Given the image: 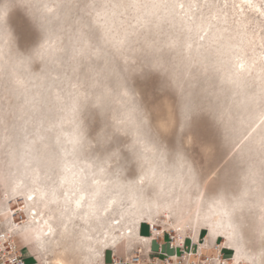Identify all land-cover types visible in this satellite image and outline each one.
Returning a JSON list of instances; mask_svg holds the SVG:
<instances>
[{
    "label": "rangeland",
    "instance_id": "rangeland-1",
    "mask_svg": "<svg viewBox=\"0 0 264 264\" xmlns=\"http://www.w3.org/2000/svg\"><path fill=\"white\" fill-rule=\"evenodd\" d=\"M84 2L0 0V8L6 7L0 13V206L19 177V189L35 195L26 202V214L36 212L43 228L56 230L45 240L47 263L36 243L24 244L13 235L26 261L40 264L36 256L43 264H51L52 257L65 264H106L112 254L131 251L128 235L115 239L106 232L129 226L134 214L143 215L135 224L143 237L148 217L168 230L174 225L179 238L190 237L196 227L197 239L221 241L232 260L234 251L212 232L216 219L227 225L229 211L234 240L247 255L239 262L259 264L264 17L245 0H141L149 6L143 11L150 22L137 27L138 35L120 52L105 43L94 23H77L84 17L91 21L89 11L74 8L66 16L61 7ZM213 2H227V27L223 16L212 19L216 9L188 8ZM252 4L259 7L264 0ZM114 13L121 34L137 24L122 8ZM81 31L93 54L73 60L72 37ZM56 37L66 49L58 61L35 55L46 39ZM5 88L12 93L7 100ZM40 95L37 107L26 103ZM142 176L147 178L141 186ZM81 181L101 205L109 200V211L99 220L80 219L71 214V199L65 202L64 193L71 194ZM16 215V221L25 218L23 211ZM112 218L119 223L111 225ZM85 228L91 240L82 235ZM132 240L147 243L133 235Z\"/></svg>",
    "mask_w": 264,
    "mask_h": 264
},
{
    "label": "snow or ice",
    "instance_id": "snow-or-ice-1",
    "mask_svg": "<svg viewBox=\"0 0 264 264\" xmlns=\"http://www.w3.org/2000/svg\"><path fill=\"white\" fill-rule=\"evenodd\" d=\"M245 3L248 5L249 8L253 9L255 12H258L260 16L264 17V4L257 7L252 4V0H245ZM28 6L31 7L33 5L29 4ZM37 7H41V5H37ZM61 7L65 9L66 16L74 8H82L89 11V15L91 16V21H89L87 17H84L81 20L77 21V23L82 26L86 25L88 27H91V24L94 23L96 26H98L99 29L103 31V39L105 43L117 49L120 52H123L129 46L133 35H138L137 27L143 28L150 22L149 20L150 13L143 11L149 6L147 4L142 3L141 0H127V2L123 4H113L111 2L100 3L99 0H85L83 4H64L61 5ZM152 7H158V5L153 4ZM179 7L181 10H183L185 8V5L181 3ZM193 7L197 9L206 8L209 10L210 13L212 9H216L215 14L212 16V19H219L221 16H223L224 25L225 27L228 26L229 20H228V13L226 11L228 8L227 2H225L223 5H220L218 2L205 3L203 5H198V4L188 5L189 10H191ZM233 7H235V5ZM43 8L47 12H52V9L49 8L48 5H43ZM117 8H122L125 10V12L131 13L132 19L137 20L136 25L130 24L128 27L122 28V34H121V29H118L117 27L114 26V14H115L114 10ZM4 11H6V7L0 8V13H3ZM93 12L94 15H91ZM44 19L46 20L47 18L45 17ZM231 23H237V21L233 20ZM83 35H84L83 31H81L79 36L72 37L71 55L73 60H76L78 57H84L93 54L91 45H89L86 42V40L83 38ZM59 42H60L59 37L46 39L45 42L36 51L35 55L41 58H45V57L50 59L54 58V62L58 61L59 58L57 54L66 51V49H63L59 46ZM262 47H264V45H262ZM143 48L147 52L153 51L150 45L148 47H145L143 44ZM259 67L261 69V79L264 80V59H261ZM17 83L21 85L23 84L22 81H17ZM5 92H6L5 99L7 100L12 93L7 88H5ZM124 96L125 97L127 96L126 92L124 93ZM42 102H43L42 95H40L39 97L33 96L31 100L26 101V103L31 104L34 108L40 105ZM262 144H264V141H262ZM146 178H147L146 176L141 177V186ZM82 193H88L89 195L85 196ZM97 195L98 194L96 192L92 191L91 186L84 181L74 184L73 189L71 190V194L69 192L64 193L66 204L69 202L71 198L78 196V199H75V207L77 212L74 214L78 215L80 219L86 222L92 218L99 220L101 218L100 213L102 208L104 213H107L109 211L108 207H105L104 205H101L99 203V200L97 199ZM27 199L30 201L35 200V195L33 193H29ZM241 204L242 202H238L237 204L233 205V209L240 207ZM32 215L36 216L37 213L33 212ZM226 215L228 218L226 227L230 230L226 234L232 236L233 234H236V231L232 226V213L228 211ZM261 219L262 222H264V216H262ZM117 223H119V221H117ZM135 224H136V220H133L132 223L128 226L129 243L127 247L131 248L132 250H134L136 247H140L141 251H143V245L139 241L134 242L132 240ZM20 228H24V225L21 224ZM8 229L9 231H13L14 226L11 225V223H9ZM55 231L56 230L51 225H48L47 232H44L43 229H40L39 233L36 235V239L39 240L47 236H54ZM217 231L218 230L214 227L213 235H215ZM15 233L20 234L18 229L15 230ZM121 237L123 238V234H121ZM259 242L261 245L260 247L261 259L259 264H264V229H262L260 232ZM113 244L114 247L117 248H119L120 246V244H116L115 241H113ZM13 248L15 249V245L13 246ZM241 251L242 249L239 246H237V253H240ZM7 259H11L12 264H16L14 254H7L5 260ZM131 264H136V260L132 259ZM215 264H223V262L221 260H217L215 261ZM233 264H235V262H233Z\"/></svg>",
    "mask_w": 264,
    "mask_h": 264
},
{
    "label": "built area",
    "instance_id": "built-area-1",
    "mask_svg": "<svg viewBox=\"0 0 264 264\" xmlns=\"http://www.w3.org/2000/svg\"><path fill=\"white\" fill-rule=\"evenodd\" d=\"M147 228L149 241L146 246L143 245V251L136 247L125 254H112L106 264H131L132 259L136 260V264H215L217 260L230 264L229 256L223 252L225 248L218 242L207 246L199 238L193 240L184 237L178 241L172 231L163 230L153 224H147ZM7 254H14L16 264H36L27 262L17 241L0 231V264H12L11 259L5 260Z\"/></svg>",
    "mask_w": 264,
    "mask_h": 264
},
{
    "label": "bare ground",
    "instance_id": "bare-ground-1",
    "mask_svg": "<svg viewBox=\"0 0 264 264\" xmlns=\"http://www.w3.org/2000/svg\"><path fill=\"white\" fill-rule=\"evenodd\" d=\"M20 186V178L19 177H15L13 179L12 184L10 185V194H6L4 197L5 200V204L3 206H0V226H2V228L0 229V231L4 234V235H8L11 236L13 239H15V237L13 235H15L21 242H23L24 244H31V243H36L38 245V248L40 249V253L42 255V258L44 259V254H45V246H46V241L48 238H52V236H47L45 238H41L39 240L36 239V235L39 233L40 229H43L44 232H47L48 228H43L40 225V220L39 218L36 216H33L31 212H29L26 214V202H28L29 204L31 202H33L34 200H28L27 196L29 193H32L31 191L28 190H20L19 189ZM28 191V192H26ZM83 194V193H82ZM84 195V194H83ZM10 198V199H9ZM75 199H78L77 197L71 198V214L75 215L74 213L77 212L76 207H75ZM22 201V203H20ZM70 201V200H69ZM105 207H109L110 205L108 204L109 200L107 199L105 201ZM11 203H14V205H11ZM18 211H23L25 212V218L22 219L21 221H16V214L18 213ZM101 212H103V208L101 209ZM105 215V214H104ZM106 216V215H105ZM143 216L142 214H134L133 220H139V218ZM71 217V216H70ZM68 217V220L72 221L70 218ZM143 218V217H142ZM140 218V220L142 219ZM20 219V218H19ZM117 218H112L109 222L111 225H116L117 223ZM144 220V219H143ZM147 221H150L151 223L149 224H153L156 225L157 227L163 229V230H168L165 229L167 228L166 225L162 226L160 225L159 222L155 221L154 219L148 217ZM137 222V221H136ZM216 224H215V228L218 230L216 232V234H220L222 237H224L225 242L224 245L229 246L233 251V257L232 260L231 258H229V262L230 264H233V262H235V264H242L241 262L243 261V258L246 257L247 255H245L246 253H244L242 246L237 243L234 240V236H229L228 234H226L227 232H229L230 230L226 227L225 222L221 221L220 219H216L215 220ZM11 223V225L14 226V230L13 231H9L8 229V224ZM23 224L24 228H20V225ZM64 223H62L63 225ZM129 224V223H128ZM208 224V222H207ZM172 225V224H171ZM112 227V226H110ZM123 227V228H122ZM121 227V229L119 230V232H106V230L104 231V233L106 232L107 236H113L116 237L115 239L118 238H122L121 234H123V237H126L128 235V226H126V224H124ZM205 227V226H204ZM138 228V227H137ZM172 228L175 229H169L168 231H172L176 234V227L174 225H172ZM196 228V227H195ZM193 230V234L189 236H185V237H189L192 238L193 240H196V235L195 232L196 230ZM19 230L20 234H16L15 230ZM214 229H212L213 232ZM82 235L88 239L91 240L93 238V236L91 235V233L89 232V229L85 228L84 231L82 232ZM105 235V234H104ZM133 236H136L138 238H143L144 241H146L147 243L145 244V246L148 244L149 241V237L147 235V237H143L141 235L138 234V231L136 230V228L134 227V232H133ZM140 236V237H139ZM177 236V240L181 241L184 237L179 238L178 235ZM184 236V235H183ZM85 239V240H86ZM46 240V241H45ZM50 240V239H49ZM48 240V241H49ZM107 240V239H106ZM51 241V240H50ZM110 241V240H109ZM204 241V245L210 246V245H214L215 243H217V241H208L207 239L203 238ZM94 242V241H93ZM201 243V242H200ZM53 244V243H52ZM56 244V243H55ZM110 243H108V247ZM222 247H224L222 245V242L220 241L219 243ZM49 245V244H48ZM225 246V247H226ZM237 246H239L242 251L240 253H237ZM50 247V246H49ZM88 247L90 248V245H88ZM106 247V244L105 246ZM249 255V254H248ZM56 256V255H55ZM59 256V255H58ZM41 257V256H40ZM250 258V257H249ZM46 259V258H45ZM44 259V262H46V260ZM52 263L51 264H65L62 260V258L59 257H52ZM245 260V259H244ZM248 260V259H247ZM42 261V260H41ZM49 261V260H48ZM241 261V262H239ZM66 262V261H65ZM47 263V262H46ZM251 263V262H249ZM253 264V263H252Z\"/></svg>",
    "mask_w": 264,
    "mask_h": 264
},
{
    "label": "crops",
    "instance_id": "crops-1",
    "mask_svg": "<svg viewBox=\"0 0 264 264\" xmlns=\"http://www.w3.org/2000/svg\"><path fill=\"white\" fill-rule=\"evenodd\" d=\"M35 258L38 260V262L40 263V264H43V262L40 260V259H38L36 256H35ZM110 258V257H109ZM109 260V259H108ZM107 260V261H108ZM30 262H34L33 260L32 261H30ZM36 264H38V263H36Z\"/></svg>",
    "mask_w": 264,
    "mask_h": 264
}]
</instances>
